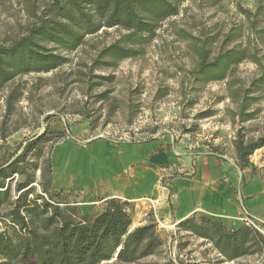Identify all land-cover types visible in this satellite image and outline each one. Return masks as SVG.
Returning <instances> with one entry per match:
<instances>
[{"label":"rangeland","instance_id":"rangeland-1","mask_svg":"<svg viewBox=\"0 0 264 264\" xmlns=\"http://www.w3.org/2000/svg\"><path fill=\"white\" fill-rule=\"evenodd\" d=\"M50 4L51 0H0V46L27 35L42 19L56 20L47 13ZM255 4L256 0H180L177 14L158 22L153 35L138 45L125 42L128 33L123 29L103 27L85 34L76 50L56 51L67 62L55 70L17 75L0 87V163L22 156L17 167L33 178L34 194L43 196L37 183H52V153L62 143L69 144L67 154L74 161L98 139L116 147L161 139L179 155H216L240 176V186L252 181L264 186V84L251 86L264 72V12L251 18L243 15V10L254 14ZM252 23L254 29L249 30ZM115 42L141 48V55L119 61L99 56ZM201 49L206 62L230 49L245 51L249 58L233 65L223 79L208 80L195 73ZM236 140L262 143L248 157L247 166L236 161ZM12 178L14 196V184L23 177ZM166 182L163 179L161 187ZM51 190L61 192L60 198L76 203L83 213L100 212L107 200L75 188ZM147 203L152 201L131 203L132 227L144 224L136 222L143 213L157 221V209ZM258 214L241 210L238 222L264 235V210ZM157 228L161 248L134 264H264V255L225 262L202 239L159 224Z\"/></svg>","mask_w":264,"mask_h":264},{"label":"trees","instance_id":"trees-1","mask_svg":"<svg viewBox=\"0 0 264 264\" xmlns=\"http://www.w3.org/2000/svg\"><path fill=\"white\" fill-rule=\"evenodd\" d=\"M179 1L51 0L47 13L56 20L42 19L27 35L7 47L0 46V87L17 75L55 70L67 62L56 51L76 50L85 34L103 27L123 29L128 33L125 42L138 45L153 35L158 22L177 14ZM263 12L264 0H256L254 14L243 10V15L251 18ZM253 29L252 23L249 30ZM43 42L52 47L43 46ZM138 55L141 48H126L115 42L99 56L119 61ZM199 57L195 73L208 80L223 79L233 65L249 58L237 49L227 50L209 62L201 49ZM256 84H264V72L252 80L251 86ZM14 95L11 93L10 98ZM261 146V141L244 144L236 140L237 163L247 166L248 157ZM23 160L21 156L0 163V264H134L161 248V232L151 215L143 225L132 227L135 211L130 202L111 198L104 201L100 212L83 213L76 203L60 198L61 192L52 191L49 181L37 183L44 197L34 194L33 178L17 167ZM14 174L23 178L15 182V195L11 196ZM176 228L177 233H189L210 244L225 262L264 255V235L250 226L227 227L194 215ZM156 264L173 263L168 260Z\"/></svg>","mask_w":264,"mask_h":264},{"label":"crops","instance_id":"crops-1","mask_svg":"<svg viewBox=\"0 0 264 264\" xmlns=\"http://www.w3.org/2000/svg\"><path fill=\"white\" fill-rule=\"evenodd\" d=\"M58 147L52 153L51 189L75 188L135 206L149 199L152 203L147 205L157 209L156 223L162 228L177 230L180 222L194 215L237 228L242 225L241 210L251 215L264 210L262 183L240 186V176L216 155L190 151L179 155L161 139L120 147L98 139L73 161L67 142ZM163 179L167 187H161ZM147 216L143 213L137 224L145 223Z\"/></svg>","mask_w":264,"mask_h":264}]
</instances>
